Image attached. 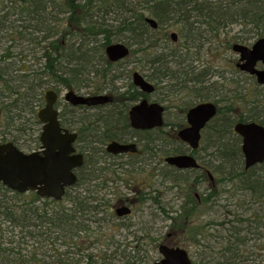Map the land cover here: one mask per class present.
Listing matches in <instances>:
<instances>
[{
	"label": "flooded vegetation",
	"instance_id": "1",
	"mask_svg": "<svg viewBox=\"0 0 264 264\" xmlns=\"http://www.w3.org/2000/svg\"><path fill=\"white\" fill-rule=\"evenodd\" d=\"M83 2L84 0H80L77 3ZM162 3L159 1L155 4L157 5L156 7L144 9L152 15L151 17H147L148 14L141 11L143 13V23L150 30L149 34H144V37L149 38L151 44V39H154L155 35H158V32L168 26L169 21L173 20L171 17V19H168L167 16L169 11L168 3L167 8L163 7ZM180 3L182 4L183 2ZM210 10H212V7ZM136 11L139 12L138 10ZM154 16L157 18H153ZM165 16L166 18H164ZM39 20L44 23L47 22L48 27L52 28L51 31L49 30L48 35H52V32L57 29V24L54 25L52 22L55 20L56 23L57 20L60 23L58 17L46 13ZM130 20L132 21L134 18ZM184 22L186 21L184 20ZM66 26L68 29L63 32V35L62 33L60 34V36L62 35L60 43L64 48V56L66 53H71L74 49L84 53L89 49V45L91 46L95 43V41H92L89 44L90 42L86 41L79 48H73L74 42L67 40L71 37L73 28L71 24ZM189 27L190 32L192 31L193 34H195L196 30L200 31L201 28H206V33L212 36V23L189 24ZM203 34L202 44L205 46V43H208L212 47V39L207 38L205 33ZM149 35H152V37ZM45 37L42 41L45 43L44 47L51 40H47ZM168 37L172 43L178 44L179 34L171 33L170 35H165L166 41ZM186 39L187 43L192 42L190 37ZM145 41L146 39H134V42L142 43L143 45H145ZM166 41H162V44ZM103 43H98L95 48L98 47L99 49L97 50L102 51ZM119 43L129 49V55L123 59L113 61L107 55L106 50L109 46ZM41 44V41H38L36 48L40 47V49H43L44 47ZM76 44L79 45L80 43ZM151 44L146 49H141L140 45L136 44L138 48L132 49L130 44H125L122 40H116L104 48L103 52L106 61H103V63L100 57L92 55L97 60L94 61L93 59L94 64L87 66L85 69L78 66L59 67L61 71L83 75L84 83L81 88L76 90L66 88L67 91L64 94L59 89V87H62L61 85H55L49 89L57 96L53 108L57 113L62 133L68 132L69 135H75L71 145L74 152L71 153V156H81L83 163L72 169V173L76 176V182L66 187L64 196L60 201L42 198L36 192L34 193L43 200L48 199L64 204L68 210L70 207H80L86 210L82 217V230L74 233V235L73 231H70L64 246L75 249L80 254L98 246H103L104 250L108 252L112 250V244L118 249L122 247L124 250L132 248L137 254H148V241L154 238L150 239L149 234L144 235L147 232V226L152 228L153 222L154 225H157L158 222L155 223L156 220L162 223L170 220L172 221L171 227L164 228L167 231L165 234L163 230L161 232V242L160 245H157L159 260L156 262L165 259L160 252V248L163 246L168 249H184L188 252L192 264H196L191 258L189 248L184 242H181V239H176L178 233L172 228H176L179 225L182 226L180 229L181 234H189L193 238V244L197 246L200 243L198 238L201 234L199 235L198 233L201 232V228H195L190 222L198 218L201 214L202 206L212 203V209L225 208L224 218L220 216L219 220H217V217H212V222H208L204 226V228L207 226L212 228V256L216 253L218 246H221L223 242L227 244L232 235H236L240 238L236 240V245L239 244L243 248L241 264H264V199L263 197L260 198L259 195H255V191H252L250 187V185H253L252 182H255L258 178L254 171L264 167V162L247 168L245 155L242 151L243 138L237 135L235 136L241 143V153L212 154V150H207L205 146H202L203 142L206 145L208 140L210 146L212 132L209 131L208 133V129L219 116L222 117L224 115L221 120L222 123L230 122L234 131L238 124H256L264 127V94L256 96L258 103L254 107L257 110L256 114L248 113L242 117L231 115L237 104L234 98L231 99V102L225 108H220L219 104L212 102V61L202 62L204 64L198 66L194 65V63L199 62L198 57H192V70L188 73L184 71L190 66L186 65L190 61H179V64H185L186 68H182V75H185V77H180L177 83V99L172 100L171 95L164 93L159 96V80L167 76L161 69H166L169 64H173L177 57L175 55H166L165 53L149 57L146 52L153 48ZM162 44L158 46L163 47ZM235 45H244L249 48H252L253 45L246 44V41L234 42L231 48L238 56L234 69L240 76L232 81V84L237 85L234 94L238 92L245 97L249 85L246 78H249V82L253 81L254 85L260 90L264 89V84L258 82L257 75L242 70L241 66L244 65L246 60H242L241 54L234 51ZM48 46L49 48L51 47L50 45ZM188 47V45L185 46V48ZM97 50L91 46L89 51L93 53ZM44 52L41 59H45L43 57ZM59 52H61L60 55L62 56V50L59 49ZM136 54H138V58H136ZM132 55L135 59L130 62L128 60L132 58ZM38 61L41 60L39 59ZM132 64L135 67H131ZM169 68H167V71ZM255 69L263 71V62L259 61ZM135 74H139L153 87V90L146 91L137 86L134 80ZM188 74L190 77H188ZM90 79L92 83L89 81ZM94 81H97L96 85L92 86ZM202 84L204 86H201ZM69 92H74L77 96L84 98L107 97L110 101L93 105H73L66 99ZM144 101L149 105L157 104L163 109V124L161 127L137 129L133 126L131 112L133 108ZM240 101L244 103L243 99H240ZM45 104V98L42 97L37 111L44 109L46 107ZM203 104H213L217 109V113L200 131L199 146L194 149L190 144L180 139L179 132L191 127L189 113ZM244 105H247V103H244ZM174 111H177L179 115L177 118L170 119L169 114ZM231 117H233L232 120ZM37 120L38 124L35 123L36 120L34 119L33 139L27 142L24 141L25 143H22V146H18L23 153L40 152L42 150L40 138L44 124L41 123L38 115ZM164 128L176 130L164 136H152L154 132L163 133ZM170 134L172 139L177 141L179 145V150L175 154L165 152L169 148V144H171L168 138ZM35 138L36 140H34ZM0 143L4 142L0 140ZM113 143L134 146V150L124 153L108 151V146ZM27 150H30V152H27ZM172 156H190L196 161L198 167L179 169L171 166L167 159ZM227 159L229 161H226ZM232 160H237L239 162V165L237 164L238 167L241 165L242 168L229 169L228 163ZM218 161H221V163H217ZM206 181L212 191V197H210L209 202L202 201V197H208L209 194L202 196L198 190L199 186ZM178 184H188L187 186L194 193L193 197L197 200V209L194 210L192 208L193 204L190 201V198H193L192 196L188 198L185 196L186 200L180 210L177 211L178 214L174 209H169V191L178 188ZM239 186H242L241 189ZM248 193L250 198L247 197ZM223 197L225 198L223 199ZM238 199L241 200V213L233 209L234 206H239ZM139 207H141L140 210L137 209ZM146 209L149 210V215H146ZM175 214L177 215L174 216ZM186 225H188L187 228ZM69 227L70 230H73L72 226ZM169 228H171L170 233L168 232ZM190 229H193L194 232H190ZM156 234L158 235L157 232ZM109 239L113 240L112 244L106 242ZM88 256L92 255L88 254ZM92 264L96 263L92 261ZM212 264H217L214 259H212Z\"/></svg>",
	"mask_w": 264,
	"mask_h": 264
},
{
	"label": "trees",
	"instance_id": "2",
	"mask_svg": "<svg viewBox=\"0 0 264 264\" xmlns=\"http://www.w3.org/2000/svg\"><path fill=\"white\" fill-rule=\"evenodd\" d=\"M53 1L57 3L56 0ZM174 1L178 9L172 13L168 11V14L166 13L168 19H171L170 14L174 13L182 14L184 17V14L189 12L186 9L188 7L204 17L206 23H212V34L218 38L222 33L221 29L233 24H240L243 29L250 28L248 32H245V35H236L233 38L235 43L247 41L249 34L255 35L258 39L264 37V3H262V0H212V10L199 6V0H172V2ZM19 2L22 3L19 6L21 14L26 18L25 21L29 22L28 26L23 27L24 32L29 29L30 33L32 31L36 34L44 33L43 39L45 36V39H51L48 42L51 47L49 48L47 45L43 48V52L45 51L43 56L45 59L43 60L46 61L43 66L44 69H40L42 72H32V77L24 75L17 79L19 76L14 77L12 70L8 73L0 71V140L13 142L16 146H22V143L33 139L34 119L36 120L35 123H39L36 107L42 99L46 84L54 83L70 90L82 87L84 83L82 74L75 75L61 71L59 67L78 66L85 69L87 66L94 64L92 55L100 57L103 63V61H106L103 50L113 41L122 40L125 34L130 35L131 39L143 40L144 34L150 32L149 28L143 23V13L141 11H133L131 17L134 20L131 21L130 19H133L131 17L123 18L117 26L111 25L105 19H102L112 11L110 8L113 7L119 8L118 16L123 12H127L126 9L129 11L132 6L131 0H128V2L127 0H107L104 2L84 0L83 4L64 0L63 11L69 13L68 22L58 23L56 20L57 29L52 32V35H48L49 30L51 31L52 28L48 27L47 22L44 23L41 21L42 19L39 20L46 13L45 8H43L44 0H20ZM158 2L159 0H142L141 5L144 8L156 7L155 4ZM161 2H163L162 6L167 8L168 2ZM58 4V6L61 5ZM105 5H109L110 8L104 7ZM53 7L57 8L55 5ZM8 14L9 11L5 16H1L0 22L2 19L5 22L8 21ZM185 21L187 23V20ZM67 24H71L73 28L71 35L74 40L73 48H79L86 41H89V44L95 41L91 46L96 50L99 48H95V46L104 42L102 51L92 53L89 51L91 49L89 45V49L84 53L74 49L64 56V48L60 42L63 32L68 29ZM136 44L142 45V43ZM59 49L63 52L62 56ZM68 57L70 58L68 59ZM13 71L17 70L14 69ZM89 81L92 83L91 79ZM5 94H8V96H5ZM7 99L10 100L7 101ZM24 123H31V127L23 129ZM168 138L173 148H168L165 152L168 154L177 153L179 150L177 141L172 139L171 134ZM25 146L29 147L31 145ZM220 151L224 152L223 154L241 153V147L233 142L222 143L220 141L217 152L220 153ZM252 184L250 187L252 191H255V195H259L260 198L263 197L264 199V177L259 176ZM210 197H212V191L208 197H202V201L209 202ZM190 201L193 204L192 208L197 209L196 198H190ZM85 212L86 210L80 207H70L68 210L64 204L48 199L43 200L35 193L23 195L0 186V264H92V261H90L91 256L87 255L89 260L86 261L85 256L80 253L58 252V249L65 246L70 231H73L74 235V233L82 230L81 223ZM69 226H72L73 230H70ZM190 232H194L193 229H190ZM198 234L200 235V232ZM53 249H57L54 254L50 253Z\"/></svg>",
	"mask_w": 264,
	"mask_h": 264
},
{
	"label": "rangeland",
	"instance_id": "3",
	"mask_svg": "<svg viewBox=\"0 0 264 264\" xmlns=\"http://www.w3.org/2000/svg\"><path fill=\"white\" fill-rule=\"evenodd\" d=\"M20 0H0V17L5 16L6 13H8V21L5 22L4 19L0 22V71L8 73L10 70H12L13 76H19L17 79L21 78L24 75H31L32 72H42V68L45 65L46 61L41 59V56L43 55V49L36 48V45L38 44V41H41L42 47H44L45 43H43V34H36V33H30L29 29L24 32V26H28L29 22L25 21V17H23V14H21V11L19 9V6L22 4L19 2ZM27 1V0H25ZM54 2L53 0H44L43 8H45L46 14H51L54 17H58L60 19V23L62 22H68L69 19V13L63 12V2L64 0H56ZM159 1H167L169 6V11L172 13L173 11H177L178 7L175 4V1L172 2V0H159ZM128 2V0H127ZM199 6H202L204 9H211L212 7V0H199ZM60 3L61 5L58 6ZM84 3V2H83ZM82 3V4H83ZM131 7L127 12H123L122 14H119L118 16V9L119 8H110L109 5H105L104 7L110 8V11L108 15L105 16V19L107 23L111 25H119L122 19L129 18L133 15V11H143L144 13H147V17H151L145 8L141 5L142 0H131ZM262 3H264V0H262ZM53 5L57 6V8H54ZM128 5V3H127ZM264 5V4H263ZM10 7V8H9ZM60 7V8H58ZM184 7V6H183ZM129 8V6H128ZM62 9V10H61ZM186 9L189 11L185 16L183 17L182 14H170V17L173 19L168 22V26H166L164 29H162L160 32H158V35H155L154 39H151V42H149V38H145L143 36L142 39H146L145 45H140L141 49H146L149 44L153 45V48L148 50L147 55L150 57H154L157 55H175L177 57V60L173 62V64H169L168 67L169 70L167 71V68L161 69L163 72H165L167 76L163 77L162 80H159V88H160V95L163 93L171 95L172 100H176V90H177V83L179 82V78L182 76L185 77L183 74L182 68L186 65L189 66L186 68L184 72H189L192 70V57H198V61L194 63V65H201L206 63L207 61H212V102H215L219 104L220 108H225L229 105L231 102V99L234 98V100L237 101L236 109L234 112L231 113V115H234L235 117H242L245 114L248 113H257V110L254 109L255 106H257V100L256 96L260 94H264V89L257 88L254 85V82L248 80L249 78H246V81H248V87H247V95L244 97V95H241V93L236 92V84H232V81L235 78H239L240 76L235 72V61H237L238 56L232 51V45L234 44L233 38L236 35H245V32L249 31L248 28H244L240 24H233L228 25L225 29H221L222 33H220L219 38L207 34L204 29H200V31L190 32L189 24H203L205 23L206 19L199 15V13L196 11H192L191 8L186 7ZM47 10V11H46ZM175 15V16H174ZM101 17V16H100ZM132 18V17H131ZM157 18V17H153ZM175 18V19H174ZM185 18V19H183ZM188 18V19H187ZM158 20V19H157ZM184 20H187V23L184 22ZM159 21V20H158ZM160 22V21H159ZM182 22V23H181ZM55 25V20L52 22ZM3 25V26H2ZM166 25V24H164ZM33 28V27H32ZM34 29V28H33ZM197 29V28H196ZM32 30V29H31ZM189 30V31H188ZM171 33H177L179 34V41L178 44L175 45L172 43L168 37V42L165 40V35H170ZM203 33L206 34L207 38L212 39V47L210 44L205 43L202 44V35ZM46 34V33H45ZM152 37V35H149ZM192 40V42L187 43V39L189 38ZM73 40L72 37L67 39ZM194 40V41H193ZM162 41H166L164 44H162ZM256 41H258V38L255 37L253 34H249L248 40L246 41V44L253 45ZM74 42V40L72 41ZM122 42H125V44H130V47L132 49H137L136 42H134V39H131L130 35L125 34L124 38L122 39ZM163 47H159L158 45H161ZM188 45V48H185V46ZM162 48V49H160ZM40 49V50H39ZM185 50V51H184ZM98 51V50H97ZM138 58L139 56H137ZM135 57V56H134ZM40 59L41 61H38ZM132 58H130L128 61H132ZM190 61L188 64H179V61ZM129 62V63H130ZM204 62V63H202ZM131 67H135L134 64L131 65ZM16 69L17 71H13ZM41 69V70H40ZM44 69V68H43ZM25 72H23V71ZM185 73V74H187ZM188 77L189 74H188ZM97 81H94L92 86L96 85ZM18 83V81H17ZM3 85V83H2ZM56 84L50 83L46 84L45 89H43V96L45 95V91L52 88ZM201 86H204L202 84ZM61 90V93L64 94L67 90L64 87H59ZM83 91V90H81ZM5 96H8V94H5ZM64 96V95H63ZM240 99L244 100V103H247V105H244L240 101ZM10 99H7L9 101ZM248 102H247V101ZM256 100V101H255ZM233 103V102H232ZM38 109V106L36 107ZM16 111V110H15ZM14 111V112H15ZM225 113V112H224ZM177 111L170 112L169 118L174 119L178 117ZM224 116V115H223ZM222 116V117H223ZM233 116V117H234ZM222 117H218L214 122H212V126L208 129L212 132V139L211 144L209 146V140L206 142V145L203 142L202 146H205L207 150H212V154L219 153L217 152L218 143L222 141V143H231L233 142L235 145H240V141L238 138H236L235 134L233 133V128L231 129L230 122L222 123ZM231 117V120L233 119ZM230 120V121H231ZM223 125V126H222ZM33 126V125H32ZM23 129L27 128L29 129L31 127V123H24ZM224 129V131H223ZM176 129L172 128H164L163 133H153V137H159L164 136L167 133H173ZM23 134V132H22ZM208 136V135H207ZM172 144H169V148ZM209 146V147H208ZM27 152H30V150H27ZM224 152L220 151V154H223ZM226 155V154H225ZM217 163H221V161H218ZM239 162L231 161L228 163L229 169H236V168H242L238 167ZM238 164V165H237ZM221 165V164H220ZM264 167H260V169L254 171L256 173V177H264ZM216 175V174H215ZM218 177V175H216ZM172 183V181H170ZM170 183V186H171ZM175 190L169 191V202L168 207L169 209L174 211L178 214L177 211L180 210L182 204L185 202L186 198L193 197L194 193L189 187L188 184L180 185ZM240 185V184H239ZM241 189V186H239ZM171 189V188H170ZM199 193L202 196H207L211 190L209 183L203 182L199 188ZM228 195V194H226ZM186 196V198H185ZM228 197V196H227ZM248 198H250V194L248 193ZM225 197H223L224 199ZM239 206H234L233 209L235 211H239L241 213V200H237ZM173 207V208H171ZM138 210L141 209V207L137 208ZM201 214L196 218L193 222H190L195 228H201L200 236L198 240L200 243L196 246V244H193L192 237L187 234H181L180 229L182 226H177L176 228H172V230H175L178 234L176 239H181V242H184L186 246L189 248V251L191 253V258L196 264H212V259L216 261L217 264H241V256L243 248L239 246V244L236 245V240L240 239L236 235H232L230 240L227 244L224 242L221 246H218L216 248V253L212 256V228L210 226H207L204 228V226L208 222H212V217H217V220H219L220 216H223L225 213V208H216L212 209V203L211 204H205L202 206V210L200 212ZM213 213V214H212ZM175 214L174 216H176ZM146 215H149V210L146 209ZM153 220V219H152ZM158 222V223H157ZM157 225H152L151 227L147 226V232L144 233V235L149 234L150 239L154 238L153 240L148 241V254H137L135 253V250L128 249L124 250L123 247L121 249H118L115 245H113V240L109 239L106 242L112 244V250H109L108 252L104 250L103 246L95 247L94 249L84 251L81 253V255L85 256V260L88 259V254H91L90 261L95 262L96 264H153L154 262L159 260V254L157 250V245H160L161 242V232L165 234L167 231L164 229L166 227H171L172 221L167 222H160L159 220H156ZM95 227V226H94ZM188 225H186V228ZM184 228V229H186ZM204 228V229H202ZM171 228H169L168 232L170 233ZM184 229H182L184 231ZM180 231V232H179ZM158 233V235L156 234ZM182 237V238H181ZM122 240V239H121ZM105 241V240H103ZM84 246V245H83ZM97 246V245H96ZM50 249V245H49ZM76 252L75 249H70V247H62L58 250V252ZM134 251V252H133ZM52 254L56 253V250L53 249ZM78 253V252H76ZM80 257V256H77ZM85 264V263H84Z\"/></svg>",
	"mask_w": 264,
	"mask_h": 264
},
{
	"label": "water",
	"instance_id": "4",
	"mask_svg": "<svg viewBox=\"0 0 264 264\" xmlns=\"http://www.w3.org/2000/svg\"><path fill=\"white\" fill-rule=\"evenodd\" d=\"M79 1V0H72ZM103 1V0H101ZM175 36V35H174ZM234 51L239 52L242 60H246L242 70L255 74L258 82L264 84V70L257 71L256 64H264V38L258 40L252 48L244 45H235ZM107 55L116 61L129 55V49L123 44H114L107 48ZM135 84L141 89L150 91L153 87L139 74L134 76ZM46 107L39 113V119L44 124L40 138L42 143L40 152L25 154L18 150L12 143L0 144V185L18 193L35 191L42 198L60 201L66 187L76 182L72 169L83 163L81 156H71L74 152L72 142L75 135L68 132L62 133L54 104L57 96L53 91L46 93ZM73 105L99 104L110 101L107 97L84 98L69 92L66 96ZM163 109L157 105H149L146 101L133 108L131 112L132 124L137 129H154L162 126ZM217 113L212 104H203L194 108L189 113L191 127L179 132V137L190 144L194 149L199 146L200 131L206 123L213 119ZM238 135L243 138L242 151L246 159V167H252L264 162V127L256 124H238L235 128ZM134 150V146L113 143L108 146V151L115 153ZM171 166L179 169L197 168L196 161L190 156H172L167 159ZM165 259L155 264H192L188 253L184 249L160 248Z\"/></svg>",
	"mask_w": 264,
	"mask_h": 264
}]
</instances>
